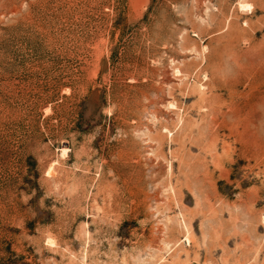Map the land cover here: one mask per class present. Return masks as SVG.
<instances>
[{
  "label": "rangeland",
  "instance_id": "374dc122",
  "mask_svg": "<svg viewBox=\"0 0 264 264\" xmlns=\"http://www.w3.org/2000/svg\"><path fill=\"white\" fill-rule=\"evenodd\" d=\"M0 264H264V0H0Z\"/></svg>",
  "mask_w": 264,
  "mask_h": 264
},
{
  "label": "bare ground",
  "instance_id": "6f19581e",
  "mask_svg": "<svg viewBox=\"0 0 264 264\" xmlns=\"http://www.w3.org/2000/svg\"><path fill=\"white\" fill-rule=\"evenodd\" d=\"M239 61V60H238ZM234 62V61H233ZM243 66V65H242ZM64 151V150H63ZM65 153V152H64Z\"/></svg>",
  "mask_w": 264,
  "mask_h": 264
}]
</instances>
